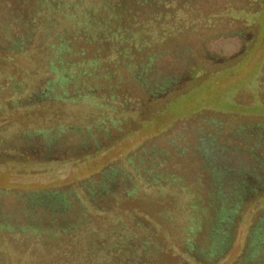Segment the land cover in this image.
<instances>
[{"label":"trees","instance_id":"obj_1","mask_svg":"<svg viewBox=\"0 0 264 264\" xmlns=\"http://www.w3.org/2000/svg\"><path fill=\"white\" fill-rule=\"evenodd\" d=\"M257 1L0 0V170L25 184L0 188V264H264L255 232L226 261L250 186L212 180L230 158L202 150L211 131L70 177L206 80Z\"/></svg>","mask_w":264,"mask_h":264},{"label":"rangeland","instance_id":"obj_2","mask_svg":"<svg viewBox=\"0 0 264 264\" xmlns=\"http://www.w3.org/2000/svg\"><path fill=\"white\" fill-rule=\"evenodd\" d=\"M261 2L246 4L247 9L255 12L251 18L222 27L225 32H233V37L222 36L212 41L213 51L225 62L200 69V74H206V80L200 84L195 82L196 86L175 96L161 113L140 128L89 157L71 170L70 177L76 180L94 174L134 151L142 154L143 148L149 150L157 146L168 150L174 140L188 142L197 129L211 131L220 143L227 140V145L236 143L254 148L264 158V0ZM238 31L241 34L236 35ZM59 171L69 170L62 166ZM188 179L193 177L189 175ZM54 184L56 182L50 185ZM23 186V182L18 184L13 180L10 169L0 170L1 189ZM238 193L236 210L229 211L227 216L231 218L225 249L227 262L245 253L254 232L256 240L264 239V228L256 232L264 218V181L250 186L246 192L240 188ZM208 215L213 217V212L209 210Z\"/></svg>","mask_w":264,"mask_h":264},{"label":"flooded vegetation","instance_id":"obj_3","mask_svg":"<svg viewBox=\"0 0 264 264\" xmlns=\"http://www.w3.org/2000/svg\"><path fill=\"white\" fill-rule=\"evenodd\" d=\"M206 144L207 146L202 148L203 151L222 152V154H227V158H230L223 168H219L221 159H215L211 175L216 184L255 186L261 185L264 181V158L258 150L243 144L227 145V140L220 143L217 139H212L208 140Z\"/></svg>","mask_w":264,"mask_h":264}]
</instances>
